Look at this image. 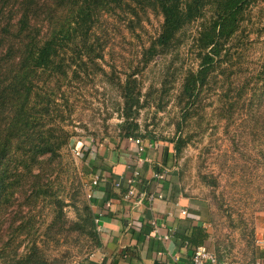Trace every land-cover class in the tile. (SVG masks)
<instances>
[{
	"label": "rangeland",
	"instance_id": "1",
	"mask_svg": "<svg viewBox=\"0 0 264 264\" xmlns=\"http://www.w3.org/2000/svg\"><path fill=\"white\" fill-rule=\"evenodd\" d=\"M253 5L252 21L259 27L245 38V56L235 57V61L243 60V74L253 73L264 61V33H259L264 32V0H254ZM161 22V14L153 10L130 30L120 19L107 18L110 37L102 59L105 71L82 73L81 80L73 79L63 85L66 93L57 100L60 108L56 110L54 105L50 121L46 120L45 128L52 126L53 118L63 115L71 136L57 157L51 158L47 153L35 163L33 174L41 173L38 184L45 193L37 197L38 187L32 189L37 179L29 175L27 182L22 177L20 182L13 168L16 163L11 164L14 175L6 179L9 183L4 193L0 192V264H13L34 242L50 264L82 262L98 249L87 233L89 227L85 228L88 206L93 210L88 166L93 151L89 149L80 158L72 148L81 143L90 148L97 141L113 145L123 139L126 128L120 82L124 83L125 75H118L114 66L120 72L140 68L135 78L142 107L130 119L139 125L141 139L152 138L172 148L170 164L176 179L187 195L206 201L211 250L217 262L255 264L260 257V229H264V138L259 137V130L253 134L250 119L244 121L241 115L233 121L224 119L221 114L225 111H221L214 92L209 93L204 107L180 131L182 105L178 97L183 71L195 65L196 59L186 45L179 53L157 56L145 65L143 49L156 36ZM53 85V81L46 80L40 86ZM180 133L186 144L175 157L171 140ZM95 222L99 232L97 217ZM59 228L62 231L57 233Z\"/></svg>",
	"mask_w": 264,
	"mask_h": 264
},
{
	"label": "trees",
	"instance_id": "2",
	"mask_svg": "<svg viewBox=\"0 0 264 264\" xmlns=\"http://www.w3.org/2000/svg\"><path fill=\"white\" fill-rule=\"evenodd\" d=\"M253 3L254 0H0L1 194L9 183L6 179L14 175L13 162L20 182L21 177L25 182L29 175L35 177L32 189L38 187L37 197L45 193L38 184L41 173L33 174L35 163L47 153L57 157L71 136L63 115L53 118L52 126L45 125L54 105L56 110L60 108L57 100L66 93L63 85L81 80L82 73L105 71L102 59L110 37L108 17L120 19L130 30L140 25L150 10L161 14L156 36L143 49L145 65L157 56L179 53L186 45L194 52L196 64L184 69L178 97L182 105L180 131L214 92L221 111H225L221 114L224 119L233 121L240 115L244 121L250 119L253 134L259 130V137L264 138V61L251 74H243V60L235 61V57L245 56V38L259 27L252 21ZM139 69L136 66L120 72L114 66L118 75H125L124 83L120 82L126 128L123 139L142 137L139 125L130 119L142 107L135 78ZM46 80L53 81V87L41 88V81ZM171 142L176 157L186 140L180 133ZM100 143H92V149L96 151ZM171 151L172 148L167 150L168 162ZM87 210L85 228L89 227L87 233L95 240L93 247H99L97 215L90 206ZM61 231L59 228L57 233ZM203 237L198 245L203 243ZM38 248L34 242L13 264H50ZM88 261L87 257L81 263Z\"/></svg>",
	"mask_w": 264,
	"mask_h": 264
},
{
	"label": "crops",
	"instance_id": "3",
	"mask_svg": "<svg viewBox=\"0 0 264 264\" xmlns=\"http://www.w3.org/2000/svg\"><path fill=\"white\" fill-rule=\"evenodd\" d=\"M141 141L101 142L96 152L90 146V177L99 176L97 184L91 183V200L101 245L86 264H191L203 236L202 244L212 248L206 201L186 194L167 160L165 144ZM134 177L136 194L128 198ZM153 222L168 239L156 235ZM260 230L263 245L255 264H264V229Z\"/></svg>",
	"mask_w": 264,
	"mask_h": 264
},
{
	"label": "built area",
	"instance_id": "4",
	"mask_svg": "<svg viewBox=\"0 0 264 264\" xmlns=\"http://www.w3.org/2000/svg\"><path fill=\"white\" fill-rule=\"evenodd\" d=\"M134 141L138 144H140L142 142L141 139H135ZM89 149H91V147L89 148V146H87L86 144L82 147L79 145H75L72 148V152L75 156L83 158ZM135 174L137 177L139 175V171H137ZM156 176L159 178H162L163 174L158 173V174H156ZM136 177L131 178L129 180L130 187H129L127 194H126V196L128 198L131 196H134L136 194V189H135ZM98 179H99V176H96L92 180V182H90V184H89V196L90 197H92L91 183L97 184ZM117 185H119V184H117ZM150 197L153 198L154 195H151ZM182 212L186 213V210H182ZM159 226H160V224L153 222V230L155 231L156 235H158L159 238L168 239L169 234H161ZM210 262L211 263L217 262V256H216L215 252L204 244H200V245L196 246L194 249L193 255H192L191 264H208ZM73 264H81V262H74Z\"/></svg>",
	"mask_w": 264,
	"mask_h": 264
}]
</instances>
